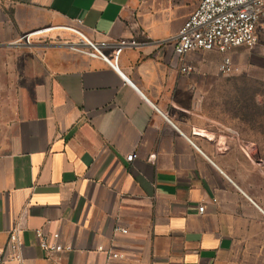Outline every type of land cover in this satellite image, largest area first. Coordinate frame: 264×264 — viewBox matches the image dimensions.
I'll list each match as a JSON object with an SVG mask.
<instances>
[{"label":"crops","instance_id":"1","mask_svg":"<svg viewBox=\"0 0 264 264\" xmlns=\"http://www.w3.org/2000/svg\"><path fill=\"white\" fill-rule=\"evenodd\" d=\"M0 2V244L25 226L8 264H264L261 147L204 110L222 53L188 52L193 74L175 64L200 0ZM69 25L106 41L108 60L137 44L115 68L84 44L34 42L20 70L26 35L68 37ZM39 227L73 249L45 256Z\"/></svg>","mask_w":264,"mask_h":264},{"label":"built area","instance_id":"2","mask_svg":"<svg viewBox=\"0 0 264 264\" xmlns=\"http://www.w3.org/2000/svg\"><path fill=\"white\" fill-rule=\"evenodd\" d=\"M264 27V0H200L198 6L181 25L174 42V55L176 66L186 74L196 72L194 65L186 63L184 56L194 50H218L222 59L218 64V72L224 75L234 74L239 67L234 62L231 51L239 46L253 47L260 43L264 48V41L260 40L259 31ZM81 36L79 46L82 51L100 56L108 60L100 44L87 38L81 30L74 29ZM27 39H30L27 36ZM137 44L136 40H121L115 50L113 60H108L113 67H117L118 58L123 47L127 44ZM136 152L126 156L128 161L137 157ZM215 200V199H214ZM199 212H204V204L198 207ZM49 222V220L47 221ZM25 229L23 217L8 231V240L4 246L0 244V264H8V260L21 261L22 259V233ZM126 232V229H121ZM35 234L45 256L51 258L63 251H71L73 246L61 240L59 231L49 232L43 227L35 229ZM111 257L123 258L124 254L111 252Z\"/></svg>","mask_w":264,"mask_h":264},{"label":"rangeland","instance_id":"3","mask_svg":"<svg viewBox=\"0 0 264 264\" xmlns=\"http://www.w3.org/2000/svg\"><path fill=\"white\" fill-rule=\"evenodd\" d=\"M5 4L0 2V17L3 16L2 12L5 15L6 11L11 10ZM68 27L72 29L69 30L68 37L50 36L46 33L21 40L20 42L26 44L21 49V56L18 59L20 70L27 64V58L22 52L34 42L38 43L36 47H43L44 43L51 40L80 43L81 36L74 30L77 28L71 25ZM259 37L264 41V27L259 31ZM231 56L239 70L230 75L213 73V85L206 92L204 110L210 118L241 131L245 138L256 139L264 156V48L260 43L253 47L239 46L232 49ZM2 60L1 56L0 85L4 76ZM2 96L3 89L0 88V103Z\"/></svg>","mask_w":264,"mask_h":264},{"label":"bare ground","instance_id":"4","mask_svg":"<svg viewBox=\"0 0 264 264\" xmlns=\"http://www.w3.org/2000/svg\"><path fill=\"white\" fill-rule=\"evenodd\" d=\"M43 30H40V31H36V32H33L32 34H30L29 36H31V35H33V34H35V33H40V32H42ZM77 32V31H76Z\"/></svg>","mask_w":264,"mask_h":264}]
</instances>
